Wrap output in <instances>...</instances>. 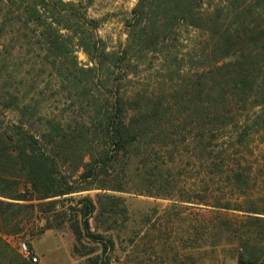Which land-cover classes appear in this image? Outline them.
Listing matches in <instances>:
<instances>
[{
    "label": "trees",
    "instance_id": "obj_1",
    "mask_svg": "<svg viewBox=\"0 0 264 264\" xmlns=\"http://www.w3.org/2000/svg\"><path fill=\"white\" fill-rule=\"evenodd\" d=\"M2 2L27 31L31 66L70 84L75 107L33 127L26 98L1 90L6 83L0 88V182L20 173L29 183L25 193L0 192V264H35L9 238L36 209L51 220L33 239L68 224L77 244L105 246L97 264H111L106 246L114 241L89 230L92 199L56 209L94 185L171 200L175 218L204 206L201 218L189 215L190 246L229 248L233 264H264V0H139L126 42L113 50L94 33L98 21L87 16L86 0ZM183 25L204 31L205 68L166 91L151 89L141 80L139 54L179 37ZM2 47L0 56L8 50ZM75 174L89 184L71 186ZM114 193L101 195L109 215L123 201ZM74 253L87 255L77 245Z\"/></svg>",
    "mask_w": 264,
    "mask_h": 264
},
{
    "label": "rangeland",
    "instance_id": "obj_2",
    "mask_svg": "<svg viewBox=\"0 0 264 264\" xmlns=\"http://www.w3.org/2000/svg\"><path fill=\"white\" fill-rule=\"evenodd\" d=\"M138 1L86 0L87 16L98 21V27L94 29V33L106 42L109 50L126 42L131 21L130 13ZM199 24L201 28L208 29L202 22ZM210 28L214 32L218 31V26ZM180 32L179 37H173L170 42L160 44L155 51H142L139 54L141 80L151 89L166 91L170 87L180 85L182 80L185 83L188 82L196 71L205 68L202 60L206 48L202 37L204 31L183 25ZM26 35V29L16 21V14L9 5L0 3V50L3 48V43L8 46L6 54L0 56V88L6 83V87L1 90L7 89L9 92L18 93L19 97L26 98V102L34 113L32 126L35 127L42 125L46 116L74 108V99L71 97L74 91L70 84L58 78V74H51L31 66L33 53L29 37ZM77 55L82 64L88 63L84 53L79 52ZM74 112L77 114L76 110ZM16 116L17 113L9 112L7 119L15 122ZM0 164L4 167V163ZM76 165L77 159H70L66 164V171L72 174ZM8 167L5 166V169ZM5 178L4 182H0V192L5 194L12 195L18 191L25 193L29 187L28 180L20 173L16 177L5 175ZM67 180L71 186L77 187L87 186L90 182L89 180L81 181L78 174L68 177ZM95 186L97 185H94L91 190L69 195L74 198L71 203L61 201L56 209L59 213H64L69 206L81 208V198L89 196L96 206L94 215L88 221L89 230L91 234L99 236L104 242L111 239L114 241V246H106L111 249V264H233L229 261L231 250L229 248L190 246L187 239L189 215L194 216L198 213L201 218L204 214V206L183 211L181 216L175 218L168 210L173 204L171 200L132 193L106 192L96 189ZM104 193H114L122 198L123 201L117 203L114 208L116 214L109 215L107 210L104 211L103 207L101 208V195ZM0 199L5 200L3 197ZM6 201L15 202L11 199ZM36 202L33 201V203ZM20 203L31 204V202ZM27 211L30 212V210ZM28 215L29 220L19 226L21 231L9 238V242L17 249L19 242H32L42 236L43 234L33 239V234H39L47 225L49 217L47 213L36 209ZM49 219L51 220L50 217ZM49 232L61 236L65 243L64 248L60 246V252L50 256L49 259L46 258L44 264H97L100 262L105 250L103 244L89 240L77 244V238L68 224L60 229L46 230L44 234ZM75 245L87 255L75 254Z\"/></svg>",
    "mask_w": 264,
    "mask_h": 264
},
{
    "label": "crops",
    "instance_id": "obj_3",
    "mask_svg": "<svg viewBox=\"0 0 264 264\" xmlns=\"http://www.w3.org/2000/svg\"><path fill=\"white\" fill-rule=\"evenodd\" d=\"M63 238L52 232L43 234L31 242L34 253L39 257V263L44 264L45 259L60 252V246L64 245ZM64 248V246H63Z\"/></svg>",
    "mask_w": 264,
    "mask_h": 264
},
{
    "label": "built area",
    "instance_id": "obj_4",
    "mask_svg": "<svg viewBox=\"0 0 264 264\" xmlns=\"http://www.w3.org/2000/svg\"><path fill=\"white\" fill-rule=\"evenodd\" d=\"M18 250L24 258L32 261L35 264L39 263V257L34 253L33 250H31L27 242H19Z\"/></svg>",
    "mask_w": 264,
    "mask_h": 264
}]
</instances>
